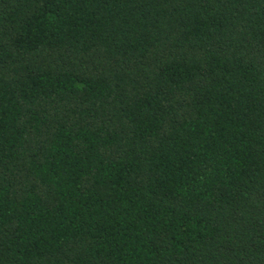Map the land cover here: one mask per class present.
<instances>
[{
	"label": "trees",
	"instance_id": "1",
	"mask_svg": "<svg viewBox=\"0 0 264 264\" xmlns=\"http://www.w3.org/2000/svg\"><path fill=\"white\" fill-rule=\"evenodd\" d=\"M0 264H264V0H0Z\"/></svg>",
	"mask_w": 264,
	"mask_h": 264
}]
</instances>
